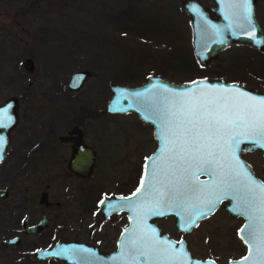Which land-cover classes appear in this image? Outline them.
Instances as JSON below:
<instances>
[{"label":"rangeland","instance_id":"rangeland-1","mask_svg":"<svg viewBox=\"0 0 264 264\" xmlns=\"http://www.w3.org/2000/svg\"><path fill=\"white\" fill-rule=\"evenodd\" d=\"M198 1L209 5L207 0ZM256 17L264 30V0H256ZM25 58L32 60L31 72L21 65ZM79 70L89 75L77 90H69L66 82L71 73ZM148 74L173 82L222 80L264 92V53L244 44H231L200 67L192 53L189 18L181 0H0V102L15 97L19 115L23 109L28 110L35 130L29 143L22 146L13 141L12 128L6 156L0 163V189L6 190V196L0 198V264H66L36 260L32 255L38 246H50L55 241H84L101 251L112 248L111 238L124 224L122 215L101 223L98 213L89 214L90 206L95 205L92 200L106 191L113 195L131 193L136 188L142 160L153 149L152 130L132 113L112 115L104 122L127 130L131 142H142V154L133 145L127 159L113 157L111 168L100 164L98 174L103 172L102 178L106 173L111 177L112 169L120 174L127 171L128 185L119 191L104 187L105 192L98 190L92 200L84 201L81 194L68 188L69 181L51 176L54 166L42 158L49 149L47 144L44 147L40 130L45 124L43 100L45 94L95 93L100 110L111 84L137 85ZM31 141L38 146L36 150ZM14 150L23 156L29 150L35 158L33 165H19ZM245 157L261 177L260 153ZM19 166L24 168L19 170ZM24 171L29 175L26 181ZM100 181L98 178L97 184ZM43 191L50 203L47 206L38 202ZM24 194L28 201L19 206ZM81 201L86 203L84 207ZM41 215L48 219L42 234H21L17 245L2 243L17 233L21 222H35ZM86 216L94 229L86 226ZM198 225L183 237L191 257L225 264L244 253V246L234 239L233 224L220 211ZM159 226L173 238L180 237L171 219L159 221Z\"/></svg>","mask_w":264,"mask_h":264},{"label":"snow or ice","instance_id":"snow-or-ice-1","mask_svg":"<svg viewBox=\"0 0 264 264\" xmlns=\"http://www.w3.org/2000/svg\"><path fill=\"white\" fill-rule=\"evenodd\" d=\"M250 5L251 0H240L239 5L234 0L229 3L230 8H242L233 13L242 20L237 27L255 33ZM212 88L215 86L151 99L162 126L163 159L158 158L159 163L153 162L147 182L142 177L140 186L132 194L137 197L133 210L148 207L153 214L163 215L162 207L175 208L177 215L187 213L194 223L195 218L204 213L189 202L188 194L213 207L216 201L229 197L234 201V210L248 221L245 228L239 230L240 233L247 232L243 238L249 246V255L243 257V261L264 264V183H258L244 166L237 165L234 154L244 142L264 147V97L243 91H212ZM4 126L0 119V127ZM177 170L179 180L165 181V176H175ZM197 173L218 178L211 185H201L197 183ZM122 199L131 202L132 197ZM100 203L104 204V201ZM190 208L194 211H189ZM143 218L138 214L132 229L133 238L126 239L123 244L125 254L130 257L127 260L121 257L125 264L141 257L144 264H187V257L174 251L172 242L162 244L156 239L155 232L149 234L140 226Z\"/></svg>","mask_w":264,"mask_h":264},{"label":"water","instance_id":"water-1","mask_svg":"<svg viewBox=\"0 0 264 264\" xmlns=\"http://www.w3.org/2000/svg\"><path fill=\"white\" fill-rule=\"evenodd\" d=\"M208 1L209 5L203 6L198 0H181L182 9L189 18L192 53L200 67L206 66L217 56L218 53L229 47L231 44H244L260 53H264V30L256 17V0H251L250 5L251 18L253 26L255 27V33L248 31L247 28L237 27L238 24L242 23V20L233 15V13L242 11V8H230V0ZM234 2L238 5L240 4V0H234ZM229 24L232 26L228 27ZM21 65L27 72H31L33 69V63L30 58H25L21 62ZM88 75L89 72L86 70H79L71 73L66 82V87L69 90H77ZM209 86H215V88L211 89L212 91H243L251 94L252 96L264 97V93L252 91L244 86L224 82L222 80L211 81L207 79H196L188 82H173L155 74L146 75L144 81L137 85L126 86L111 84L109 86L110 97L105 106V111L107 113H132L142 122L152 127L153 140L156 146L153 152L145 160L141 179L143 177L146 182L150 179L148 173L151 171L153 162L155 161L159 163L158 158L163 159L161 153L164 152V139L161 135L162 126L158 116L155 114L151 106V99L157 96L170 95L172 93L206 90ZM4 110L7 111L5 112ZM16 111L17 99L15 97H9L0 102V119H3L5 124L4 127H0V140H2V143H0V162L5 157L6 150L9 145V131L15 126L17 121ZM241 145H245L247 150L261 151L262 156L264 157V147H261L256 143L244 142L241 143L238 148ZM235 161L237 162V165L244 166V169L250 173L248 166L242 160L237 158V156L235 157ZM70 168L73 171H76L73 163L70 165ZM262 170L264 173V167ZM179 173L180 172L178 171V176ZM198 174L201 173H197V175ZM208 175L209 176L206 179H198L197 183L201 185H211L212 182L218 178L217 176L211 174ZM253 178L258 183H262L254 176ZM164 179L165 181L174 180L173 176L170 175L165 176ZM179 179L180 178H178V180ZM139 186L140 183L138 187ZM136 190L134 192H136ZM142 191H144V189H142ZM5 194V190L1 189L0 197L5 196ZM132 194L127 196L132 197L131 202L126 199H122L126 197H121L115 199H104V204L99 203L103 215H108L112 212H127L128 224L120 231L114 251L103 254L95 247L72 241L66 243H55L49 248L37 249L33 252L34 258L40 261L51 259L66 264H125V260L130 259V257L125 254L123 244L126 239L133 238L132 229L136 225L139 214L144 217L140 226L149 234L155 232L156 239L161 241L162 244L165 241L172 242L174 245L173 250L178 251L181 257H187V264H222L217 263L212 259H198L191 257L183 239L174 240L165 233L160 234V229L154 222V220L159 218L173 216L175 217L174 225L177 231L185 234L195 227L200 219H203L213 213V211L219 206L221 199L216 201L215 206L213 207L207 205L206 203L196 201L192 194H188L190 198L189 202L191 204H196L204 213V215L195 218V222L193 223L189 219L187 213L177 215L178 209L175 208L162 207L160 211L164 213L163 215L153 214L151 209L148 207L134 211L133 206L137 202V197L132 196ZM41 197L44 198L43 193ZM230 200L231 205L234 206V201L231 198ZM189 211H194V209L190 208ZM144 213H147V215H144ZM232 213L239 214L236 210L234 211V209H232ZM243 218L244 222L239 230L245 228L248 223L244 216ZM43 225H45V219H41L37 225L27 227L25 231L27 234H31L39 231ZM239 230L238 236L240 237L242 244L245 246V253L242 257L228 260L225 264H247V262L243 261V257L249 255L248 243L243 238L247 235V232L240 233ZM16 241V238H10L4 240L2 243L5 245H13ZM255 255L256 253L253 251V256ZM122 256L125 260L121 259ZM114 257L116 259H113ZM131 264H144V258L141 257L138 261H132Z\"/></svg>","mask_w":264,"mask_h":264},{"label":"flooded vegetation","instance_id":"flooded-vegetation-1","mask_svg":"<svg viewBox=\"0 0 264 264\" xmlns=\"http://www.w3.org/2000/svg\"><path fill=\"white\" fill-rule=\"evenodd\" d=\"M249 90L256 91L253 89H249ZM259 93H264V92H259ZM52 97H54V99H52ZM109 97H110V93H109V96H107L103 100L100 106V110H99L98 98L96 97L95 93H83L82 94V93L65 92V93H58V94H53V95L45 94V97L43 100L42 117L44 118L45 124L43 127H41L40 130L42 132V138H43L42 141L44 142V147L47 144L49 149L42 153V158L46 161L47 165L54 166L55 170L51 173V176L53 178L69 181L70 183H69L68 188H71L73 192L77 191L76 195L81 194V199H85L84 201L89 200V199L92 200L93 198L92 194L96 193L98 190L105 189L104 187H107V189L105 190L114 189V191H119L120 189H123L128 185L127 183H125L126 181L125 176H126L127 171L120 174L117 170L112 169V171L110 172L111 177H107V173H106L104 178H102L100 177V175L103 172L101 174H98V169H99L100 164L108 165L111 168V165L113 166L114 164V162L112 161L113 157L117 159H119L118 157H120V159H124V158L127 159L130 154L129 149L133 148V145L136 146L138 153L141 152L142 154V149H141L142 142H131L127 136V130L125 131L123 129H120L119 126H115L114 124L104 123V122H107L106 120H109L110 118H112V115H117V113L115 114L107 113L105 111V106H106V103ZM17 106H18L17 111H16L17 121H16L15 126L13 127V141H15L17 145L24 146V144L27 145V141L29 143V138L35 134V130L34 132L32 130L33 117L31 114H29V112H27L28 110L25 111L24 109L21 111L22 113H20L19 115V105L17 104ZM99 112H100V115L98 114ZM99 122L100 124H98ZM20 123L21 125L19 126ZM150 128L152 130L151 126ZM152 138H153V135H152ZM31 145L33 149L35 148L34 150H36V148L38 147L37 145H35V147L33 146V141H31ZM155 146L156 144L153 140L152 151L149 152L148 155L145 156L144 158L140 156V159L143 158L142 166H141L139 178L136 182V188L131 193L115 192L113 195H108L106 193L107 191L105 192L103 190L105 193L100 195L97 200H96L97 197L96 198L94 197V199L92 200L95 202V205L90 206V209L92 211L90 210L89 214L91 215L92 213L93 215H96L98 213L96 217L97 219L100 220L101 223L107 220H111L112 218L117 217L118 215H122L121 217H122V220H124V224L122 225V227H120V230L117 232L115 237L113 239L111 238L112 248L106 251H101L97 247L89 244L88 242L78 241V240L55 241L53 242V244L74 241V242L84 243L92 247H95L103 254H107L111 251H114L116 248V241H117L120 231L128 224L127 212L125 211L112 212V213H109L108 215H103V212H102L101 207L99 206V203L101 200H104V199H115V198L127 197L131 195L137 189L140 183V180H141L145 160L153 152V150L155 149ZM33 149L31 148V151ZM28 152L29 150L27 151V153L23 152L22 153L24 154L23 156L18 152V150L13 151V153L18 154V157L20 160V162H18V164L20 163L19 165L27 164V163H29V165L31 166L33 165V162L35 159L34 155H31ZM253 152H259L260 155L262 156L261 151L247 150V147L245 145H241L237 150L234 151V154H235V157L237 156V158L242 160L248 166L250 174H252L256 179L264 183V173L262 170L264 167V157L262 156L263 163L260 166V170L262 174L261 177L257 175L255 167H253V164L250 161H248L247 158L245 157L246 155L251 154ZM133 154L135 153L133 152ZM72 163L75 165L76 171H73L70 168V165ZM23 168L24 166H19V170ZM24 172H25L24 177L26 181L29 175L27 174L26 171ZM13 173H16V172L13 171ZM197 176H198V179H206L209 175L208 174H198ZM98 178L101 179L99 184H97ZM108 178L111 179L110 182L107 181ZM178 178H180V173L178 176V170H177L175 176H173V179L178 180ZM66 185L67 184H63L62 187L63 186L65 187ZM24 189L25 191L28 190V188L26 187V184H25ZM2 190H5V189H2ZM42 193L44 194V198L41 197ZM5 196L0 197V198H4ZM24 196L25 197L23 201L20 202L19 206L21 205L23 206L25 203H27L28 196L26 194H24ZM84 201H81V203ZM38 202L42 203L44 206H47L50 204L49 201L47 200L46 192L43 191L39 194ZM84 205H86L85 202L83 203L82 206L84 207ZM232 209H234V206L231 205L230 198L229 197L222 198L220 200L219 206L213 211V213H211L210 215H208L207 217L203 219H200L197 222V225L185 234H182L181 232L177 231L174 225L175 217L173 216L159 218V219L154 220V222L156 223L157 227H159L160 234L165 233L174 240L183 239L185 241V245L187 248L186 240L183 237L191 234L199 226L198 224L207 220L209 217H211L212 215L220 211L221 214L224 215V217L228 218L230 222L233 224L232 227L234 228L233 229L234 239L238 242L239 245H241L242 242H241L240 237L238 236V230L242 226L244 222V218L240 214H233ZM85 218L87 221L86 226L90 230L94 229V228H90L92 225V222L90 221V217L86 216ZM41 219H45V225H43L39 231H36L31 234H27L25 231L26 228L29 226L37 225ZM167 219L172 220L174 230L178 235H180V237L173 238L169 233L162 231L161 227L159 226V221L167 220ZM47 225H48V219L44 215H41L39 219L35 222H28L27 224H25L24 222H21L18 227V230H16L17 233L13 237H11V238L17 239V241L13 245H17L20 242L21 234H23L24 236L40 235L44 232V229L47 227ZM3 241L4 240H2V242ZM53 244H51L50 246H45V247L38 246L37 248L33 250V252L37 249L49 248ZM187 251H188V248H187ZM33 252H32V255H33ZM244 253H245V246H244ZM244 253L241 254L239 257H242ZM229 260H232V259H229Z\"/></svg>","mask_w":264,"mask_h":264}]
</instances>
